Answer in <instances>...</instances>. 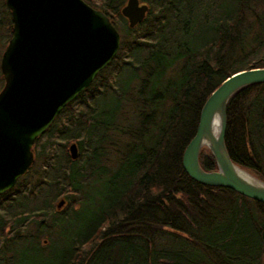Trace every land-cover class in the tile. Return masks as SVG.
I'll list each match as a JSON object with an SVG mask.
<instances>
[{"label": "trees", "instance_id": "trees-1", "mask_svg": "<svg viewBox=\"0 0 264 264\" xmlns=\"http://www.w3.org/2000/svg\"><path fill=\"white\" fill-rule=\"evenodd\" d=\"M85 1L95 3L114 24L122 17L125 0ZM140 1L149 5L145 19L133 28L126 23L113 60L36 138L35 144L48 136L43 156L37 154L33 168L0 195L1 259L10 254L13 260L21 244L37 249L29 231L22 234L16 224L22 212L48 213L47 197L42 207L25 204L44 183L56 189L52 207L54 198L64 197L70 215L86 201L84 188L95 174L107 189L98 192L80 227L68 230L69 217L63 221L65 244L45 264H264V203L226 186L202 184L182 166L183 150L210 93L233 72L264 66L263 58L254 57L264 47V0ZM120 61L128 74L106 86L105 74ZM96 83L112 88L115 104L88 110L83 117L73 106L92 97ZM80 122L92 131L101 126L103 133L89 135L87 147L76 136L58 149L52 136L64 138ZM108 130L124 140L106 150ZM71 141L78 145L75 159L68 153ZM224 142L235 164L264 181V83L246 85L231 95ZM82 155L84 163L79 162ZM199 162L206 170L216 169L207 147L201 148ZM27 175L36 184L23 202L20 187ZM10 204L20 214L13 210L6 216ZM31 224L38 230L42 226L30 219L25 229Z\"/></svg>", "mask_w": 264, "mask_h": 264}, {"label": "water", "instance_id": "water-1", "mask_svg": "<svg viewBox=\"0 0 264 264\" xmlns=\"http://www.w3.org/2000/svg\"><path fill=\"white\" fill-rule=\"evenodd\" d=\"M5 4L12 23L0 58L4 79L0 90V194L29 169L35 139L90 85L120 47V33L109 16L85 0H5ZM148 10L147 3L126 0L120 13L133 28ZM252 83H264V66L235 71L210 93L183 150L182 166L202 184L226 186L264 203V181L249 172L253 183L239 177L233 168H242L231 160L224 142L226 104L236 90ZM217 110L222 111L221 126L213 136L210 125ZM206 136L211 144L205 143ZM203 146L212 153L216 169L200 165ZM68 152L72 159L78 157L76 142L69 144ZM63 203L59 200L57 207Z\"/></svg>", "mask_w": 264, "mask_h": 264}, {"label": "rangeland", "instance_id": "rangeland-1", "mask_svg": "<svg viewBox=\"0 0 264 264\" xmlns=\"http://www.w3.org/2000/svg\"><path fill=\"white\" fill-rule=\"evenodd\" d=\"M92 2H99V0H92ZM1 0H0V58H1V54L8 42V39L11 36V19H10V13L9 11H6L5 9L8 10L7 6L4 4L1 6ZM97 6V5H96ZM95 7V3L94 6ZM97 8V7H96ZM116 24V28L120 33V38L122 36V30L123 28H125L126 25V20L123 17L120 18H116L114 21ZM139 54V53H138ZM141 55V54H139ZM255 58H263L264 59V47L257 50L255 55ZM126 59V58H125ZM121 61L118 63H115L112 67V69L109 72H105L106 76H107V81H106V86L112 87L115 84V80H120L122 78H124L127 74H128V67H124L123 65H121ZM93 82V81H92ZM91 82V83H92ZM3 77L0 71V90L3 86ZM90 83V84H91ZM119 85V83H117ZM92 89L94 90V95L91 97H86V100H82L80 103H77L73 106L75 111H79L82 113L83 117H87L88 116V110L90 112H95L97 109H100L103 105L105 106H114L115 104V99L114 97H116L115 94H113L112 88H110V91L108 88H104V86H101V84L96 83ZM107 90V91H105ZM112 93V94H111ZM65 120V118H63V121ZM78 123V122H77ZM69 132L66 134V136H64V138H58L55 134L52 136V139L56 140L54 142V145L60 149L70 140L73 139V137H76L79 140H83L84 141V146L87 147L90 144L89 143H85V140L87 139V137L89 135H91L94 138H97L99 135H101L103 133V129L101 126H98L97 128L90 130L87 127V124L85 122H80L79 124L76 125H71L70 129L68 130ZM122 137V136H121ZM118 138V132L113 133L110 132L109 130L106 133V150L111 148V144L112 146H115V144H117V141H119L118 143L122 142L124 140V137L122 138ZM48 136L47 135H43L40 140L38 141L37 144H35V142L32 144V152H33V162L30 165V167L32 166L33 168V164L36 163V157H39L37 154H39L40 156H43V153H40L41 151H43L44 149L47 150V145L46 142ZM109 140V142L107 143V141ZM70 144V142H69ZM105 148V147H104ZM58 151V150H56ZM86 152V150H85ZM63 155V153H62ZM61 158V156L59 157ZM109 159H107V161L109 163H111L113 161V156L108 157ZM43 157L39 158V162H37V164H39V166L41 165V161H42ZM84 156L82 155L80 157L79 162L80 163H84L85 161ZM29 167V169H30ZM37 167V165H36ZM40 170V169H39ZM31 173V172H30ZM29 173V175H30ZM29 175L26 176V183H24V180L21 181V184H23L22 187H20L21 189H24V192L20 193V199L24 196L27 195V191L32 189L34 187L35 180L34 178H30ZM18 181V180H17ZM88 185L84 188V192L86 191L88 193V196L86 198V201L83 204H76L75 206H70L69 208H74V207H78L79 205V211H77V213H73L68 215L67 210H65L66 206H67V201L65 200L64 197H56L53 200V207L52 204H50V202H52V194L56 191V189L54 188H50L51 185H48L47 183H44L43 189H41L37 195H34L31 200H28L27 202H25V200L23 199V202H25V204H27L26 208H31L32 206L35 205V208L37 207H42L43 203H42V199L44 197L48 198L47 201V206H46V210L48 211L47 214L41 215V211L35 210L32 212V214L27 215L26 212H22L21 213V221L18 219L16 226L21 230L22 234L25 231H29L27 232V234L29 236H31V240L32 242L36 245L37 249L27 245V244H21L17 247V249L15 250V256L12 260L10 254H8L9 256L1 259L0 256V264H45V261H47L50 257H52L54 254L58 253L60 250L61 246H64V242H65V238L67 233L63 232L62 229L64 226V222L66 220V218L69 217V221L68 224L66 223V227L73 230L76 229L77 227H80L83 223V220L87 217L89 210L91 209V207H93L94 203H96V200H94L95 197H98V192L102 191L103 189H107L105 187V182L104 180H101L99 177H97V175H93L89 180H88ZM105 184V185H104ZM109 188V187H108ZM18 189V188H17ZM49 190V194H47L46 196H44V194L46 192H48ZM64 191H67V193L70 195H72L74 192L72 191H68V189H63ZM30 195V194H29ZM10 196V194H9ZM77 196H78V192H77ZM79 198V200L81 199L80 195L77 197ZM20 199H16V202L19 203L18 201ZM59 199H64L65 202L63 203V205L61 207H57V202ZM88 201V202H87ZM29 205V206H28ZM8 207L11 206L10 208L7 207V214L6 216H9V214L14 213L13 210H15L16 213L21 212V210L19 208H15L13 206L16 205H7ZM3 208V207H2ZM5 209V208H3ZM63 211V214H55L57 212ZM1 212V209H0ZM54 213V214H52ZM20 214V213H18ZM35 214H38V216H36V218H34L33 216ZM54 216V218H53ZM58 217H62L57 219ZM30 219H37L40 220L42 222V226L41 228L38 230L35 228L34 225H30V228H26V223L28 222V220ZM64 221V222H63ZM51 222H54V224ZM64 223V224H63ZM44 224H47L44 225ZM63 232V233H62ZM26 233V232H25ZM31 233V235H30ZM70 235H73L72 233H70ZM48 237V238H47ZM23 238H25L24 235H22V237H18V242H20L21 240H23ZM10 257V258H8ZM7 261V262H6ZM6 262V263H4Z\"/></svg>", "mask_w": 264, "mask_h": 264}, {"label": "bare ground", "instance_id": "bare-ground-1", "mask_svg": "<svg viewBox=\"0 0 264 264\" xmlns=\"http://www.w3.org/2000/svg\"><path fill=\"white\" fill-rule=\"evenodd\" d=\"M221 119H222V111L217 110L213 114V117L211 119V125H210V131H211L213 136H217V133H218L220 126H221ZM204 141H205V143H209V144L212 143L208 136L205 137ZM219 150H220L221 154L224 155L225 151H224L222 146L219 147ZM233 170L239 177H241L243 180H246V182L253 183L255 181L254 180L255 178H253L245 170L239 169L236 167H234Z\"/></svg>", "mask_w": 264, "mask_h": 264}]
</instances>
